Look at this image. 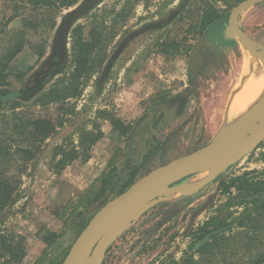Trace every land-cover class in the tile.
<instances>
[{
	"label": "rangeland",
	"instance_id": "obj_1",
	"mask_svg": "<svg viewBox=\"0 0 264 264\" xmlns=\"http://www.w3.org/2000/svg\"><path fill=\"white\" fill-rule=\"evenodd\" d=\"M82 1L78 0L74 6L62 11L55 20L54 29L40 28L37 33L29 32L26 36L30 44L9 64L12 72L8 86L3 89L10 95L0 96L1 113L10 115L8 109L12 103L18 102L19 92L33 85L38 75L46 71L51 56L55 54L53 38L57 27L63 16ZM200 1L104 0L73 26L80 27L87 38L89 31L97 28L102 20L110 26L122 8L128 12L125 20L111 30L113 36L108 40L103 61L84 81L80 95L69 101L73 113L65 117L63 125L45 142L49 146L38 154L35 163H26L17 173L9 172L20 180L19 199L6 212L1 230L6 235L25 238L26 256L21 264L63 262L90 219L117 196L116 190H108L81 216L68 218L69 203L86 192L102 172L115 167L118 186L128 172V164L139 165L150 147L155 148L156 153L137 179L150 170L197 151L216 138L224 119L222 109L240 68L235 42L225 43L222 32L231 10L245 0H228L229 4L223 0H205L216 5L223 17L204 31L206 65L195 76L191 73L190 56L201 36L193 38V26L199 15L197 10L203 8ZM255 9L253 5L240 13L237 18L239 28L249 30L245 21ZM6 17L0 1V51L8 41L10 34L7 31L19 26L16 20L3 28ZM70 43L69 34L67 63L62 74L68 69ZM38 51H42L41 57L36 54ZM62 74L55 76L47 88ZM186 92L190 94L184 110L179 113V102L172 98ZM19 102L14 113L26 117L56 119L58 114L55 106ZM112 118L129 126L126 135L112 129ZM81 128H96L101 133L89 157L72 162L59 175L52 174L46 165L51 145L76 143V132ZM263 168L264 141L252 153L190 195L182 196L170 190L160 192L113 232L112 235L118 234L108 242L101 260L100 251H94V264L99 260V264H162L180 257L190 230L216 206L219 181L232 174L262 171ZM64 207H68L65 212L68 222L65 224L57 216ZM40 230L58 235L49 248L41 242Z\"/></svg>",
	"mask_w": 264,
	"mask_h": 264
},
{
	"label": "trees",
	"instance_id": "obj_2",
	"mask_svg": "<svg viewBox=\"0 0 264 264\" xmlns=\"http://www.w3.org/2000/svg\"><path fill=\"white\" fill-rule=\"evenodd\" d=\"M0 1L7 16L3 28L9 23L19 21L17 28L7 31L10 34L8 41L0 51V96L6 97L10 95L9 91L3 89L8 86V77L12 72L9 64L14 56L30 44L26 36L29 32L37 33L40 28L54 29L57 16L74 6L78 0ZM223 1L229 4L228 0ZM238 1L240 0L236 2ZM200 3L203 8L197 10L199 15L193 26V38L202 35L208 27L223 17L222 11L216 5H210L205 0ZM127 13L122 8L115 14L110 26H106L102 20L97 28L89 31L87 38L83 36L80 27L73 28L70 32V61L67 71L62 74L67 57L64 65L55 68L56 54L52 55L46 71L38 75L33 85L19 92L18 102L12 103L8 109L11 114L0 112V264H21L26 256L25 238L6 235L1 230L6 212L19 199L20 180L9 172L17 173L26 163H35L38 154L49 146L45 142L63 125L65 117L73 113L69 101L80 95L84 81L92 76L103 61L106 45L113 36L111 30L115 24L125 20ZM109 28L111 29L108 32ZM53 49L55 52L54 47ZM41 53L42 51H38L36 54L41 57ZM60 74L62 76L47 88L54 77ZM189 94L186 92L172 98L179 102V113L184 110ZM19 101H31L33 106H55L58 113L56 119L26 117L14 113L16 105H20ZM110 124L122 136L130 129L116 118L110 119ZM76 135V143L70 141L51 145L46 165L52 174L59 175L74 161L86 160L101 133L96 128H81ZM155 153L156 149L150 147L142 156L139 165L128 164V172L118 186L115 167L102 172L86 192L69 203L68 218L81 216L108 190H116V195L123 193L136 181L140 171L149 166ZM217 194L218 200L214 209L186 236V245L180 257H173L162 264H264V168L262 171H246L221 179L217 185ZM67 208H62L57 214L64 224L68 222L65 218ZM38 234L46 248L58 238L57 234L47 230H40Z\"/></svg>",
	"mask_w": 264,
	"mask_h": 264
},
{
	"label": "water",
	"instance_id": "obj_3",
	"mask_svg": "<svg viewBox=\"0 0 264 264\" xmlns=\"http://www.w3.org/2000/svg\"><path fill=\"white\" fill-rule=\"evenodd\" d=\"M103 1L83 0L63 16L53 38V47L56 50L55 68L65 63L69 34L73 26ZM262 2L264 0H245L237 4L231 10L228 21L224 25L223 39L225 41H237V39H240L241 41L249 42L246 34L237 25V18L243 10ZM202 43L203 37L199 39L193 49L195 61H192L190 65L193 75L196 74L200 63L198 49L202 46ZM259 55L264 59L262 53H259ZM263 141L264 111L261 117L257 118L251 125L243 126L237 135L220 138V133H218L215 139L197 149V151L195 150L150 170L137 179L123 193L104 204L95 213L80 234H78L61 264H91L90 258L95 250L100 251L101 260L108 242L118 234L110 235L107 232L122 218L128 216L131 212L138 211L146 202L164 190H170L173 193L185 190L180 186L170 188L177 182L197 174V172L211 171V175L197 187L196 191H198L220 173L224 172V169L256 150ZM188 192H181L180 194ZM190 194L192 193L186 195Z\"/></svg>",
	"mask_w": 264,
	"mask_h": 264
},
{
	"label": "crops",
	"instance_id": "obj_4",
	"mask_svg": "<svg viewBox=\"0 0 264 264\" xmlns=\"http://www.w3.org/2000/svg\"><path fill=\"white\" fill-rule=\"evenodd\" d=\"M245 24L249 27V30L247 31L242 29V31L246 34L249 42L235 41V49L238 53L240 68L238 71L236 82L233 84L229 92L227 101L224 105V109H222L224 119L222 120L223 122L218 132L220 133V136H224L225 132H227L226 135H228L229 132L231 133L235 129L232 128V131V129L229 128L228 130L225 124V114L226 109L231 101V97L236 91L237 86H240V84L242 85L243 83L241 82H246L250 77L258 78L261 75H264V59H262L259 55V53H262L264 55V3L256 6V9L248 14ZM247 54L248 56L254 57V62L251 63V66L246 63V58H248ZM211 173L212 172L209 170H204L199 173L197 172V174L181 180L177 186H180L185 190H190L188 193H194L196 192L197 187H199V185L204 182L211 175ZM188 193L182 194V196H185Z\"/></svg>",
	"mask_w": 264,
	"mask_h": 264
},
{
	"label": "bare ground",
	"instance_id": "obj_5",
	"mask_svg": "<svg viewBox=\"0 0 264 264\" xmlns=\"http://www.w3.org/2000/svg\"><path fill=\"white\" fill-rule=\"evenodd\" d=\"M249 45V44H248ZM250 46V45H249ZM247 64L251 66L254 62V57L248 56L247 54ZM256 59V58H255ZM240 86H237L236 91L231 97V101L226 109L225 114V124L228 128H235L233 132H225L224 136L220 138H225L226 136L237 135L243 126L251 125L257 118L261 117L264 111V75L260 77H250L246 82ZM243 125V126H242ZM239 128V129H237ZM189 190L178 191L176 194L181 192H188ZM137 212V211H136ZM136 212H131L128 216L122 218L109 232L110 235L116 232L119 226L133 216ZM94 254V252H93ZM93 254L90 261L94 264L96 263L93 259ZM96 255V254H95ZM97 258V256L95 257ZM99 259V258H98ZM98 263V261H97Z\"/></svg>",
	"mask_w": 264,
	"mask_h": 264
},
{
	"label": "flooded vegetation",
	"instance_id": "obj_6",
	"mask_svg": "<svg viewBox=\"0 0 264 264\" xmlns=\"http://www.w3.org/2000/svg\"><path fill=\"white\" fill-rule=\"evenodd\" d=\"M262 3H264V2H262ZM262 3H260V4H258V5H261ZM258 5H256V6H258ZM255 6V7H256ZM224 30V29H223ZM223 33V32H222ZM203 37V43H202V46L201 47H199V49H198V59H200V63H199V65H198V70H197V72H196V74H195V76L196 75H199L200 74V72L202 71V69H203V67L206 65V55L203 53V49H204V47H205V44H206V33H203L201 36H200V38L199 39H201ZM199 39H198V41H199ZM222 39H223V37H222ZM197 41V42H198ZM223 41L225 42V43H227V44H230V43H233V42H235V41H225L224 39H223ZM196 45V44H195ZM194 45V46H195ZM193 49H194V47H193ZM193 49H192V52H191V56H190V65H191V62L192 61H195V57H194V55H193Z\"/></svg>",
	"mask_w": 264,
	"mask_h": 264
}]
</instances>
